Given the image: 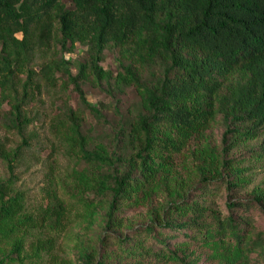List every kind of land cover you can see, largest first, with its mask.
<instances>
[{
  "label": "trees",
  "instance_id": "1",
  "mask_svg": "<svg viewBox=\"0 0 264 264\" xmlns=\"http://www.w3.org/2000/svg\"><path fill=\"white\" fill-rule=\"evenodd\" d=\"M77 45L81 58L70 56ZM106 50H117L116 71L102 64ZM58 73L99 130L83 131L62 105L78 164L67 188L86 226L100 216L77 264H264V229L250 215H264V188L233 195L250 177L245 158L231 156L263 136L251 157L264 158V0H0V122L21 137L14 147L0 140V264L51 254L71 219L74 203L55 191L29 209L14 171L29 144L30 104ZM86 82L114 101L112 120L104 102L89 103ZM130 87L138 100L121 111ZM218 122L213 144L206 131ZM222 189L226 213L209 201ZM154 197L140 226L123 225L122 205Z\"/></svg>",
  "mask_w": 264,
  "mask_h": 264
},
{
  "label": "rangeland",
  "instance_id": "2",
  "mask_svg": "<svg viewBox=\"0 0 264 264\" xmlns=\"http://www.w3.org/2000/svg\"><path fill=\"white\" fill-rule=\"evenodd\" d=\"M84 54V47H77L70 54L73 58H81ZM68 56V55H67ZM117 50L105 51L104 61L105 68L116 71L118 63ZM72 68V73H75ZM57 74L55 87L43 88L40 95H37L30 104L29 114L34 120L26 129L25 136L29 141L28 147L23 150L22 159L15 165V173L18 177L16 186L24 191L26 196L27 207L35 210L44 205L46 191H55L61 196L74 203L71 219L66 229L58 235L57 246L51 254H45L38 258H30L24 261V264H67L66 260L70 259L72 264H77L76 253L81 246H85L93 242L98 227L100 216H97L91 225L86 226L87 220L79 215L81 211L80 204L75 203L74 198L69 193L67 185L70 183V174L73 168L78 167L76 162V148L70 149L69 143L64 138L66 132L67 121L62 117L58 120L61 107L65 103L70 105L79 116L82 117L83 123L81 129L95 135L98 128L92 130L94 123L93 118L88 111L84 109L77 93L73 90V85L65 77ZM89 103L99 105L104 102L107 109L103 113L107 115L109 120L113 119L112 104L113 100L98 87L92 83L86 82L82 85ZM138 92L136 88L130 87L120 97V110L132 108V105L138 100ZM8 109L7 104L0 105L1 112ZM223 127L220 122L215 123L206 131L210 141L213 144H220ZM263 136H259L254 140L242 141L241 144L233 148L231 156L236 158L244 157L242 165L247 166L246 175L250 177V182L243 189H236L233 195L236 197H249L251 190L255 187L264 188V158L251 157V150L258 148ZM0 140L5 142L6 147H14L21 142L14 131L6 130L1 126L0 122ZM180 159H178L179 161ZM6 165L0 160V176H5ZM220 194L210 197V202L215 207L226 213V192L221 190ZM160 197H154L148 204L143 205H122L117 214L122 218L123 225L127 224L130 228H136L145 221L148 206H155ZM254 220L256 229H264V215L257 208H253L250 212ZM130 228H127L130 229ZM126 230V231H127ZM92 240V242H91Z\"/></svg>",
  "mask_w": 264,
  "mask_h": 264
}]
</instances>
